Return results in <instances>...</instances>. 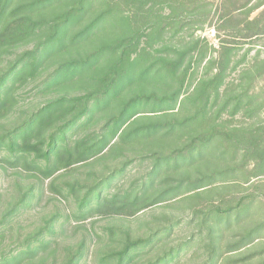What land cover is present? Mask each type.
<instances>
[{"label": "trees", "instance_id": "16d2710c", "mask_svg": "<svg viewBox=\"0 0 264 264\" xmlns=\"http://www.w3.org/2000/svg\"><path fill=\"white\" fill-rule=\"evenodd\" d=\"M92 1L0 0V58L13 48L35 41L32 48L12 54L14 57L7 59V66L0 74V118L17 105L14 91L24 81H35L40 68L49 69L41 85V93L54 92L41 104L22 112L13 130L0 138V151L2 147L6 151L3 160L41 181L38 186L37 182L28 184L27 190L18 199L10 196L6 208L0 211V237L7 223L16 222L26 211L34 208L42 198L46 181H50L51 189L63 195V189L55 186L58 173L76 166L102 163L114 151H121L133 138L153 135L158 139L156 125L133 129L130 125L136 124L141 117L139 115L144 113L141 109L143 104L156 100L157 105L171 106L179 96L180 90L162 97L145 93L127 96L125 87L134 76L133 69L135 76L141 73L134 67H138L142 58L148 55L147 46L142 47V39L150 45L157 26L176 19L172 12L156 16L157 9L174 6L176 14L180 15L184 12V5L178 0L174 3L173 0H106V10L89 19V4ZM126 5L131 8L126 9ZM245 7L236 9V18ZM259 9L260 12L251 18V13ZM246 16L245 22L236 24V41L248 39L256 44L264 37V0H256ZM232 18L225 16L223 19ZM111 25H127V29L124 35L111 40L110 34L106 33ZM149 30L152 34H148ZM99 34L102 36L96 40ZM196 47L195 44L193 49ZM231 50L223 45V56L229 55ZM188 53L184 52L177 60L163 59V65L171 76L176 75ZM150 70L146 68L143 71ZM223 73L221 68L211 80L203 82L198 91L202 108L197 110L195 119L201 116L206 121L209 125L206 132L190 138L182 147L167 154L163 149L152 152V165L147 172L120 186L115 187L114 183L121 178L129 163L116 166L111 173L94 179L89 186L80 183L71 185L76 213L61 217L53 213L43 227L23 239L16 252L1 255L0 264H33V256L48 249L55 241L53 236H56L58 224L72 220L71 217L78 223L102 216L132 218L158 204L178 199L188 201L201 196L217 182L204 176L193 177L191 172L180 173V164L196 160V154L204 158L206 153L202 149L214 140L223 143L233 156L236 154L241 158L245 184L264 178V120L232 127L216 124L220 114L216 119L207 117L208 102L212 94L217 93ZM240 78L242 82L250 78L251 83L237 92L236 113L242 112L244 118L253 119L249 109L251 102L256 104L257 112L264 106V86L258 87L259 81L264 80V59L259 55L254 57ZM116 105H119L118 111L109 118L101 132H87L80 138H74L76 133L89 128L94 115ZM261 186L264 184L253 187ZM255 196V192L246 194L237 204L227 200L210 204L200 219L201 227L215 232L216 227L209 225V221L229 218L231 212L247 209ZM173 227L143 238L127 235L120 249L101 255L99 261L101 264H130L138 255L163 244ZM253 233L247 234L234 250L228 251L216 264L226 262L225 257L231 253L251 246ZM20 236L17 231L16 237ZM95 238H100V235L95 233L91 240ZM209 247L215 249L211 239ZM179 249L173 248L148 264H170L180 255ZM88 254L89 249L82 240L73 253L66 251L63 264H80ZM44 257L38 264H45Z\"/></svg>", "mask_w": 264, "mask_h": 264}, {"label": "rangeland", "instance_id": "374dc122", "mask_svg": "<svg viewBox=\"0 0 264 264\" xmlns=\"http://www.w3.org/2000/svg\"><path fill=\"white\" fill-rule=\"evenodd\" d=\"M178 1L184 5V12L180 15L176 14L174 6L157 9L156 16L172 12L176 19L172 22H162L157 26L158 29L153 34L150 45L145 44L146 39H142V47L147 46L148 55L142 58L138 67H134L140 69L141 73L135 76L136 72L133 69L134 76L125 87L127 96L145 93L162 97L173 95L180 90L177 100L171 106L157 105L156 100L143 104L141 109L144 113L139 115L141 117L136 124L130 125V129L156 125L159 138L156 139L157 137L153 135L133 138L121 151H114L102 163L88 167L76 166L58 173L55 186L63 189V195L51 189L50 181H46L42 198L35 203L34 208L26 211L16 222L7 223L4 226V234L0 237V257L16 252L21 247L23 239L36 229L43 227L53 213H58L59 217L65 214L72 216L76 213L71 185L80 183L89 186L94 179L108 175L116 166L129 163L121 178L116 179L114 183L115 187L120 186L147 172L152 165V152L163 149L167 154L182 147V144L190 138L206 132L209 129L206 121H203L201 116L195 119L197 110L202 108L198 91L200 85L216 76L221 68L224 69L222 82L218 86L217 93L212 94L208 102V119L210 117L216 119L220 114L216 124L232 127L244 123L255 124L258 119L264 120V106L260 112H257L254 102H251L249 107L250 116L253 119L244 118L242 112L236 113V94L251 83L250 78L242 82L240 78L242 71L248 67V64H252L253 58L257 55L264 59V37L256 44L248 39L236 41V24L245 22L246 13L256 0L252 4L248 3L249 0ZM242 6L246 7L236 18V9ZM89 7L91 10L89 19H91L106 10V0H93ZM130 8L126 5V9ZM260 10L251 13V18L255 17ZM225 16L233 18L223 19ZM126 26H112L106 33L110 34L111 40H114L124 35ZM101 32L103 33V29ZM148 32L152 34L150 30ZM101 36L102 34H99L96 40H99ZM34 44L35 41H31L3 55L0 58V74L7 66V59L14 57L12 54L30 49ZM195 44L197 47L193 49ZM223 45L232 49L229 55L223 56ZM184 52L189 53L182 59V65L176 75L171 76L167 67L163 65V59L177 60ZM146 68L151 70L143 71ZM48 70L40 68L35 75V81L31 79L24 81L14 91L17 105L0 118V138L13 130L14 123L22 116V112L54 95L51 90L41 93V85ZM260 86H264V80L259 81L258 87ZM118 107L119 105L108 107L104 112L94 115L89 128L76 133L74 138H80L87 132L94 134L101 132V128L118 111ZM257 115L260 116L257 118ZM202 151L206 153L205 157L201 158L196 154L194 155L196 160L181 163L180 173L191 172L193 177L204 176L211 178L212 182H217L204 194L188 201H178V199L158 204L132 218L102 216L78 223L71 217L72 220L68 219L58 224L56 236H53L55 241L48 249L41 250L39 254L33 256L32 259L35 261L33 264H38L42 256H46L43 259L45 264H63L66 251L73 253L82 240L85 241L89 254L80 264H101L100 256L120 249L121 242L127 235L130 238H143L156 231L162 232L170 226H174L173 230L163 244L138 255L130 264L152 263L162 254L178 247L180 255L170 264H216L218 259L224 257L228 251L234 250L236 244L250 232H254L251 239L253 244L242 251L231 253L225 257L226 262L222 264H264V186L253 187L255 184H264V178L245 184L241 172L243 167L241 158L229 153L220 141L214 140ZM5 154V148L2 147L0 151V211L6 208L10 196L18 199L27 190L28 184L37 182L38 186L41 183L36 177L30 175L31 173L21 168L11 167L3 160ZM251 192H255L258 197H254L247 209L241 212L235 210L231 212L229 218L221 217L209 221V225L216 227L215 232L211 233L209 229L201 227L200 219L205 215L210 204H218L225 200L232 203L236 201L237 204L242 197ZM176 223L179 224L175 225ZM114 228H117L116 231ZM17 231L21 235L19 238L16 237ZM95 233H98L100 238L92 241L91 238L95 236ZM210 239L215 249L209 247Z\"/></svg>", "mask_w": 264, "mask_h": 264}]
</instances>
